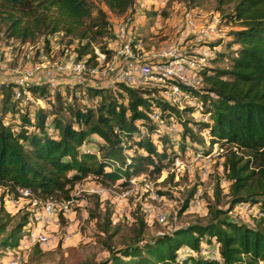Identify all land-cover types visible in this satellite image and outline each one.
Returning <instances> with one entry per match:
<instances>
[{
	"label": "trees",
	"instance_id": "trees-1",
	"mask_svg": "<svg viewBox=\"0 0 264 264\" xmlns=\"http://www.w3.org/2000/svg\"><path fill=\"white\" fill-rule=\"evenodd\" d=\"M101 1L104 7L94 12L93 0H0V35L33 42L39 37L48 41V36L61 32L69 42L77 41L78 57L89 55L90 61L97 38L111 30L108 11L123 14L135 0ZM231 1L233 6L224 18L239 21L241 27L229 31L222 40L231 54L218 56L229 57L228 66L204 65L198 72L205 84L201 88L180 84L197 96L202 102V115L210 118L180 120V148L184 151L201 141L202 148L198 149L202 150L206 134L209 139V147L203 149L206 154L215 144L225 149L222 171L229 181L227 207H212L205 222L189 223L151 238L141 236L145 222L139 218L135 241L109 248L108 256L100 261L83 264H264V216L247 224L228 214L241 202L258 205L264 213V0H218V3L222 6ZM15 84L0 83L2 252L18 247L27 225L26 213L16 220L6 210L5 201L18 196L19 188L29 189L38 199L61 196L69 200L72 186L88 175L112 183L123 179L120 184L124 185L131 175H141L150 166V172L159 173L162 162L174 152L168 134L158 133L149 122L148 113L155 106L166 116L175 111L154 90L123 83H118L115 90L91 85L81 90L80 84L72 83V99L79 91L85 96L90 93L99 97L94 106L78 107L66 103L59 89L51 97L48 84L29 83L27 87L33 96L36 94L34 98L45 100L51 110L38 103L36 109H31V102L24 103L22 109L21 101L13 96ZM55 101L57 104L53 106ZM193 109L189 106L184 110ZM8 114L17 115L19 122L7 124ZM141 125L147 126L145 136H141ZM93 145L95 151H90L88 146ZM134 146L143 152L134 150L127 161V150ZM194 192L192 188L181 211L188 209ZM220 192L217 182L216 195ZM108 224L109 219L104 230ZM203 242L212 253L216 250L217 256L201 254ZM183 247H189L192 254L181 260L178 252Z\"/></svg>",
	"mask_w": 264,
	"mask_h": 264
},
{
	"label": "rangeland",
	"instance_id": "rangeland-1",
	"mask_svg": "<svg viewBox=\"0 0 264 264\" xmlns=\"http://www.w3.org/2000/svg\"><path fill=\"white\" fill-rule=\"evenodd\" d=\"M154 4L149 9L145 10L144 25L139 27L140 35H137L138 40H141L144 51H158L165 45L171 43L180 36L179 26L182 17L186 11L197 10L201 16V23L217 22L219 27L223 28L222 37L213 41H191V37H187L181 44L182 53L192 59L199 56L198 51L203 45H216L215 55L209 57L204 65L208 67L226 68L229 64V57L227 59L220 58L218 54H231L226 47V36L229 31L239 29L241 27L239 21H227L224 14L229 12L233 6V1L219 5L218 0H153ZM94 12L98 8L104 7L101 0H93ZM152 2V0H148ZM109 18V13L107 14ZM1 36V35H0ZM113 41L111 30H107L103 36L97 38V45L102 50L110 52V44ZM35 48L43 47L46 53V59L39 58L37 52L34 54L33 62L44 63L47 61H55L62 53L61 45L66 44L76 50L75 42H69L68 39H61L57 43L58 48L54 49V53H50V43L43 37H39L33 41ZM13 52H16L14 47ZM218 56V57H217ZM215 57V58H214ZM214 58V59H211ZM26 65L21 51L13 53V56L7 63L6 69L0 70V83L15 82L18 75V70H22ZM192 72V77L197 79L199 77V70ZM45 69L38 70L37 77L39 83L49 82L45 78ZM86 81L80 86L81 90L84 86H89L93 81L86 76ZM97 87H106L110 90H115L118 85L107 87L99 79ZM69 78L65 74H57L55 76V85H49V94L52 97L56 90L65 96L66 103H72L73 106L85 107L94 106L97 104L99 97L92 96L90 93L71 98ZM145 88L154 90L158 96H162V85L155 82H148L142 85ZM205 86L203 81L198 83L197 88ZM10 90V95H11ZM36 97V94L33 96ZM35 101V98H34ZM31 102V101H30ZM3 104V96L0 95V111ZM23 104L20 106L23 109ZM35 102H31L30 108L36 109ZM57 104L54 102L53 106ZM183 103L181 107H175L172 115L166 117L167 129L165 134L170 138V146L174 145V152H170L169 156L162 162V170L157 172H150L151 166L141 175H131L128 181L121 185L123 179L117 182H110L101 180L100 178H84L76 182L70 191V210L71 212L66 216L57 212L48 226L43 227L50 238L49 243L36 244L24 256L16 257L14 250L0 251V264H83L91 261H100L107 257L109 248H120L126 244L132 243L136 238V231L139 228V218H143L145 226L141 236L143 238H151L153 236L163 234L174 230L177 227L185 226L193 222H205L210 217V209L226 208L229 196V181L226 173H223L225 149H220L217 144L211 147L208 154L203 151L204 148L209 147V139L205 134L203 149L202 143L196 142L195 147H188L184 151L180 148L182 126L180 120L190 121H209V115H202V108L198 106L186 105ZM202 104V103H201ZM48 110H51L48 108ZM194 107L192 112L184 110L186 107ZM65 116L67 114L63 113ZM202 118H207L203 120ZM5 121L8 123L17 124L19 117L8 114L5 116ZM171 128V129H168ZM174 134V135H173ZM201 135H199L200 137ZM90 151H95V147L88 146ZM134 150L143 152L142 149L132 147L127 150V161L129 157L134 154ZM200 154L201 156H198ZM178 156L186 165H190V169L177 170L172 169V160ZM208 168L207 175H203L204 168ZM174 170V171H173ZM168 171V172H166ZM136 176L134 183L130 181ZM220 183L221 192L219 196L216 195V184ZM145 184L156 192L160 199L146 198L148 192ZM99 187L102 189L101 193H94L92 189ZM200 190L203 201L201 208H188L181 211V205L187 197L190 190ZM0 186V194L2 193ZM125 198L121 197L123 192ZM12 196L5 201L6 210L14 214L17 220L21 215L26 213L28 216L36 211L37 205L32 206V198L35 196H27L19 199V203H14ZM123 198V199H122ZM56 200H63L64 197L55 196ZM44 200V199H42ZM149 206L152 210H163L167 213V221L160 222L155 212L146 213L145 206ZM253 210L249 213L242 211L236 206L228 214L235 220L252 224L255 219L260 217L257 210H260L258 205H251ZM39 208V207H38ZM109 219L107 230H104L107 220ZM202 246L209 249V245L205 242ZM185 248L180 254L186 253ZM217 252L215 253L216 256Z\"/></svg>",
	"mask_w": 264,
	"mask_h": 264
},
{
	"label": "built area",
	"instance_id": "built-area-1",
	"mask_svg": "<svg viewBox=\"0 0 264 264\" xmlns=\"http://www.w3.org/2000/svg\"><path fill=\"white\" fill-rule=\"evenodd\" d=\"M154 1L148 0H135L126 12L123 14H115L109 11V23L111 33L113 35L114 46L110 52L101 50L97 45H93V59L88 61L89 55L78 57L77 51L69 45H61V55L53 62L47 61L46 66L44 63L33 62L34 54L37 52L39 58L47 60L46 53L43 47L35 48L33 42H21L15 38H7L0 36V70L6 69L7 63L13 56V53L21 51L26 65L22 70H18V75L15 80V87L13 96L14 99L27 103L34 101L32 92L28 89L29 83H39L37 77L38 70H43L45 78L50 86L55 85V76L57 74H65L69 78V83L83 84L86 81V76L90 77L93 81L91 86L97 87L99 82L95 79L101 80L107 87L114 84L123 83L130 87H137L144 83L155 82L162 85L161 90L162 98L171 106L181 107L183 103L186 105L198 106L201 108V101L193 93L182 88L180 84L198 87L201 80L199 76L197 79L192 77V72L200 69L207 61V59L215 55L217 46L203 45L201 50L198 51L199 56L192 59L182 53L181 44L187 38L191 37V41L210 42L217 38L222 37L223 28L218 26L217 22L201 23V16L197 10L186 11L182 17L179 33L180 36L171 43L165 45L158 51L146 52L138 41L134 31L136 23L145 17V10L149 9ZM68 39L62 36L61 32H55L48 36L50 53H54V49L58 48L57 42L59 40ZM77 45V41H73ZM16 47V52H13ZM77 47V46H76ZM80 91L78 96H80ZM97 100V96H96ZM36 103L45 107L47 104L42 98H35ZM149 122L154 126L158 133L164 134L167 129L166 115L160 107H153L148 113ZM203 120L207 118H202ZM8 124V121H5ZM171 129V128H168ZM141 136L147 134V126L141 125L139 127ZM196 132L197 129L193 128ZM203 134H205L203 132ZM198 156H201L198 154ZM172 169L177 170L190 169V165H186L183 160L176 156L172 160ZM174 171V170H173ZM168 172V171H166ZM208 168L205 167L202 174L207 175ZM97 176L88 175L87 178H96ZM98 178V177H97ZM137 177L134 176L130 179L134 183ZM148 195L146 198L160 199V196L145 184ZM19 195L12 198L14 203H19V199L27 196H34L29 189L19 188ZM94 193H101L102 189L96 187L92 189ZM123 192L122 196L125 198ZM122 198V199H123ZM37 205L36 211L28 216L27 225L25 226L19 245L14 249L16 257L24 256L36 244L49 243L50 238L42 228L48 226L52 219L56 216L57 212L67 215L71 212L70 200H56L53 198L38 199L32 198V206ZM203 201L200 190L194 192L188 208H201ZM237 208L249 213L253 210L252 206L247 202H241L236 205ZM149 206H145V212H151ZM155 212L156 218L160 222L167 221V213L163 210H152ZM259 216H264V213L257 210ZM187 249L186 253L180 254L183 249ZM216 248V246H215ZM215 250L213 253L211 249L202 246L200 253L203 255L215 257ZM179 259L183 260L188 254H192L189 247H183L179 250ZM217 256V254H216Z\"/></svg>",
	"mask_w": 264,
	"mask_h": 264
},
{
	"label": "crops",
	"instance_id": "crops-1",
	"mask_svg": "<svg viewBox=\"0 0 264 264\" xmlns=\"http://www.w3.org/2000/svg\"><path fill=\"white\" fill-rule=\"evenodd\" d=\"M109 12V11H108ZM146 17H143L141 20H139L137 23H136V26H135V29H134V31H135V33H136V37H137V35H140V31H139V27H141L142 25H144V19H145ZM138 39V38H137ZM139 42H141V40H138ZM111 46H110V48H112L113 46H114V43L112 42L111 44H110ZM141 45H143L142 44V42H141Z\"/></svg>",
	"mask_w": 264,
	"mask_h": 264
}]
</instances>
